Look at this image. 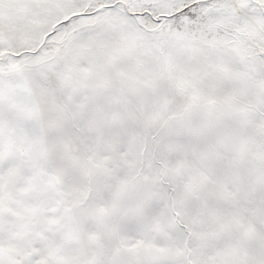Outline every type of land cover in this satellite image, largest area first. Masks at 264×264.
<instances>
[{
	"label": "snow or ice",
	"instance_id": "obj_1",
	"mask_svg": "<svg viewBox=\"0 0 264 264\" xmlns=\"http://www.w3.org/2000/svg\"><path fill=\"white\" fill-rule=\"evenodd\" d=\"M0 264H264V0H0Z\"/></svg>",
	"mask_w": 264,
	"mask_h": 264
}]
</instances>
